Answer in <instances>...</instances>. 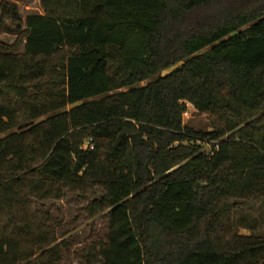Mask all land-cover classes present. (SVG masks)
I'll use <instances>...</instances> for the list:
<instances>
[{
    "label": "trees",
    "instance_id": "16d2710c",
    "mask_svg": "<svg viewBox=\"0 0 264 264\" xmlns=\"http://www.w3.org/2000/svg\"><path fill=\"white\" fill-rule=\"evenodd\" d=\"M42 7L0 2L17 36L0 44V264H66L35 204L96 189L107 234L78 264H264V232L233 218L264 204V0Z\"/></svg>",
    "mask_w": 264,
    "mask_h": 264
},
{
    "label": "rangeland",
    "instance_id": "374dc122",
    "mask_svg": "<svg viewBox=\"0 0 264 264\" xmlns=\"http://www.w3.org/2000/svg\"><path fill=\"white\" fill-rule=\"evenodd\" d=\"M2 0H0L1 2ZM18 8L19 15L24 21L31 15H43L42 0H6ZM1 15V12H0ZM4 29L0 30V44L13 46L17 41V36L13 34L15 25L9 20L4 19ZM23 52V46L19 50ZM184 124L197 131H210L209 115L197 112L189 106L188 115L183 116ZM17 130H14L16 132ZM5 135L0 136V138ZM209 147L204 146L203 151L208 153ZM104 192L101 189L83 197L78 194L67 193L61 201H46L36 203V208L52 215L58 242H65L69 246L70 255L66 264H78L74 254L105 240L107 234V223L102 216L90 217L88 211L90 204L95 200H100ZM234 221L243 235L264 232V204L255 209L243 208L234 212ZM255 230L242 228L243 226L254 225Z\"/></svg>",
    "mask_w": 264,
    "mask_h": 264
},
{
    "label": "built area",
    "instance_id": "2783aa9c",
    "mask_svg": "<svg viewBox=\"0 0 264 264\" xmlns=\"http://www.w3.org/2000/svg\"><path fill=\"white\" fill-rule=\"evenodd\" d=\"M188 115V111L184 114V116H187ZM216 148H218L217 146H216Z\"/></svg>",
    "mask_w": 264,
    "mask_h": 264
}]
</instances>
